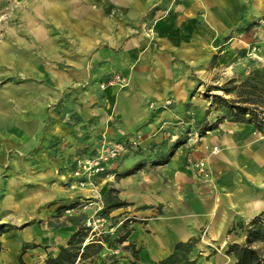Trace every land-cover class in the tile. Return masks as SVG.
<instances>
[{
    "label": "crops",
    "instance_id": "0c3cea01",
    "mask_svg": "<svg viewBox=\"0 0 264 264\" xmlns=\"http://www.w3.org/2000/svg\"><path fill=\"white\" fill-rule=\"evenodd\" d=\"M251 40L264 42V0H0V264H45L84 224L75 202L111 189L138 264L191 241L196 264H234L228 231L264 210V134L216 121L207 84ZM103 142L128 148L78 186L76 162ZM27 245L48 252L36 263Z\"/></svg>",
    "mask_w": 264,
    "mask_h": 264
},
{
    "label": "trees",
    "instance_id": "16d2710c",
    "mask_svg": "<svg viewBox=\"0 0 264 264\" xmlns=\"http://www.w3.org/2000/svg\"><path fill=\"white\" fill-rule=\"evenodd\" d=\"M211 90L220 91L225 95L236 92L234 99H227L220 94H212L211 97L223 103L230 120L251 123L256 130L264 134V67L254 69L238 86L234 85L231 88L227 85L214 86ZM112 192H114L113 189L101 198L103 207L100 216L107 219V224L103 228L105 232L99 235L94 234L89 242L84 244L90 228L83 224L71 236L68 245L59 247L54 256H47L45 264H94L95 259L103 251H107L103 264H130L112 253L115 247L130 252L133 256L131 264H138L139 250L131 242L123 245L130 232L127 227L129 220L121 221L110 216L113 209L126 205ZM75 203L78 206L79 202ZM74 205L68 208H73ZM110 227H113L114 231L106 232ZM8 228L10 225L0 224V233ZM228 232H235L242 238L241 243H230L224 250L225 255H231L234 258V264H264V210L247 222H238ZM194 246L193 241L178 243L170 255L155 264H196V260L190 257ZM20 264H24L21 259Z\"/></svg>",
    "mask_w": 264,
    "mask_h": 264
},
{
    "label": "built area",
    "instance_id": "2783aa9c",
    "mask_svg": "<svg viewBox=\"0 0 264 264\" xmlns=\"http://www.w3.org/2000/svg\"><path fill=\"white\" fill-rule=\"evenodd\" d=\"M109 82L126 84L128 79L121 75H115ZM137 146L136 142H131L129 145L130 148H137ZM127 148L128 144L124 143H101L94 156L76 162L75 169L72 172L75 182L80 187L93 185V178L102 173H106L113 161L127 150ZM211 151H217V147L213 146ZM186 166L193 169L201 179L211 180L210 169L205 160L187 159ZM78 207L84 212L83 214H85L84 225L90 228L88 238H92L94 234L99 235L105 232L103 228L107 224V219L100 216L103 207L101 199H81ZM113 231V227L106 230V232L109 233H112Z\"/></svg>",
    "mask_w": 264,
    "mask_h": 264
},
{
    "label": "rangeland",
    "instance_id": "374dc122",
    "mask_svg": "<svg viewBox=\"0 0 264 264\" xmlns=\"http://www.w3.org/2000/svg\"><path fill=\"white\" fill-rule=\"evenodd\" d=\"M257 38V37H254ZM244 46H245V55L244 56H239V54L236 55V57L232 56V57H227L224 61V64H221L224 69H222V74H221V79H219V81L221 82L220 86L222 85H227V87H234L238 86L242 83V81L248 77L250 75V73L256 69V68H260V67H264V42H256L254 40L251 41H245L244 42ZM263 55V56H262ZM213 81V80H212ZM233 81V82H232ZM207 85H209V87L207 89H212V87H214L212 85V82L208 83ZM218 86V85H216ZM238 91V90H236ZM215 92H208V94H214ZM222 95L223 97L227 98V99H234L237 95L236 92H232L229 95H225L222 92L217 93ZM211 110L213 113V117L215 118L216 121H219L220 118L222 117H228L226 110L223 106V103H220L218 101H215L213 98H211ZM229 118V117H228ZM213 119V118H212ZM213 124V121L211 122ZM78 185V184H77ZM32 235L34 236H38V233L36 231L32 232ZM23 237V234L20 235V239ZM47 245H27V249H35L34 252V258L36 259V263L39 262V254L41 252V250H39L38 248H43L46 252L47 251ZM220 245H214L213 247L207 249V250H202L201 253L202 256H205L206 254H219L220 252H222V250L219 248ZM219 249V253L216 249ZM42 249V250H43ZM25 247H22V250L20 249L19 252L23 251L24 252ZM109 253H111L110 251H108ZM126 253H128L129 257H128V261L130 264L133 262V256L130 252L125 251ZM112 253H114V255H117L121 258H123V254H122V250L119 247H115L112 250ZM51 253H48L47 256H49ZM4 255V254H3ZM199 256V255H198ZM33 257V256H32ZM222 258L224 256H221Z\"/></svg>",
    "mask_w": 264,
    "mask_h": 264
}]
</instances>
